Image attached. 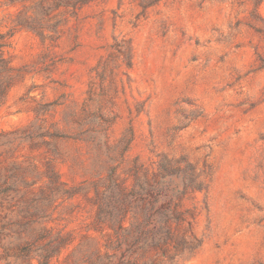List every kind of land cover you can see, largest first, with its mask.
<instances>
[{
    "label": "rangeland",
    "instance_id": "1",
    "mask_svg": "<svg viewBox=\"0 0 264 264\" xmlns=\"http://www.w3.org/2000/svg\"><path fill=\"white\" fill-rule=\"evenodd\" d=\"M66 1L0 0V264H264V0ZM163 154L190 245L106 247L96 189Z\"/></svg>",
    "mask_w": 264,
    "mask_h": 264
},
{
    "label": "trees",
    "instance_id": "2",
    "mask_svg": "<svg viewBox=\"0 0 264 264\" xmlns=\"http://www.w3.org/2000/svg\"><path fill=\"white\" fill-rule=\"evenodd\" d=\"M66 2L76 6L86 0ZM131 171L133 183L129 188L111 171L105 178L104 190L96 189V219L108 222L114 230L115 239L110 235L106 247L118 250L125 246L127 250L139 243V247L166 254L170 248L181 250L190 245L194 236L185 224L190 227L193 217L183 208V200L204 188L201 173L185 157L164 154L152 168L135 163ZM56 179L53 174L54 182ZM100 256L96 264L112 262L111 255Z\"/></svg>",
    "mask_w": 264,
    "mask_h": 264
}]
</instances>
